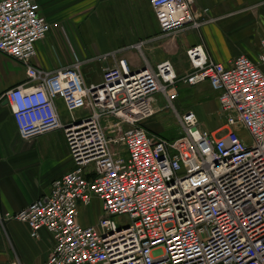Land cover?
<instances>
[{"label":"built area","instance_id":"built-area-1","mask_svg":"<svg viewBox=\"0 0 264 264\" xmlns=\"http://www.w3.org/2000/svg\"><path fill=\"white\" fill-rule=\"evenodd\" d=\"M38 1L0 0V52L26 75L0 98L23 140L62 130L73 168L52 181L49 194L0 213V223L23 222L34 238L46 229L53 247L43 264H264V53L225 65L196 45L185 51L190 70L182 77L169 60L132 70L113 53L103 57L115 59L101 81L86 84L78 58L52 71L31 64L35 44L60 27ZM199 1L150 5L161 32L171 34L212 21ZM205 82L218 92L223 120L212 132L194 111L180 115L173 105L178 83ZM157 94L182 128L173 142L142 125L159 110ZM94 198L101 217L83 227L79 207Z\"/></svg>","mask_w":264,"mask_h":264},{"label":"crops","instance_id":"crops-1","mask_svg":"<svg viewBox=\"0 0 264 264\" xmlns=\"http://www.w3.org/2000/svg\"><path fill=\"white\" fill-rule=\"evenodd\" d=\"M37 5L49 22L60 27L35 44L36 56L31 64L52 71L78 58L86 84L101 81L102 69L115 59L103 57L113 53L116 58H126L132 70L155 69L158 63L169 60L178 77L190 70L185 51L196 45H202L208 55L225 65L239 54L255 62L264 53V0H201L199 8H208L206 17L212 21L199 29L186 27L171 34L161 32L150 0H39ZM87 66L90 68L85 73L82 68ZM260 68L264 72V63ZM24 71L22 64L0 52V97L26 81ZM199 85L214 93L202 100L204 108L199 104L200 114L220 122L218 92L207 82ZM184 88L190 87L177 84L178 96L173 103L180 115L195 108L178 101ZM155 98L159 110L142 125L158 134L155 118L166 109L167 102L160 94ZM3 102L0 98V213L4 215L49 194L52 181L71 170L73 164L62 130L23 140L9 106ZM56 105L61 120L68 121L70 116L62 100L57 99ZM201 128L213 131L207 125ZM94 208L96 217L90 219ZM101 212V202L94 198L89 205H80L78 221L83 227L95 224ZM52 241L46 229L41 228L34 238L27 224L4 221L0 223V264H43L51 253Z\"/></svg>","mask_w":264,"mask_h":264},{"label":"rangeland","instance_id":"rangeland-1","mask_svg":"<svg viewBox=\"0 0 264 264\" xmlns=\"http://www.w3.org/2000/svg\"><path fill=\"white\" fill-rule=\"evenodd\" d=\"M88 68L90 67H84L82 68L84 72L86 73ZM89 76L92 75V73H88ZM180 97H179V102L187 104V105H195L194 111L198 114L200 126H208L210 127L211 130L217 131L218 129L222 128L223 125V120L222 118L220 119V122L213 116H210L211 118L206 119L204 115L200 114L199 110L201 111V107H199V104H203L204 101H202L204 98L207 99L208 97H212L214 93L211 92V90L204 85H198V86H193L190 88H184L182 91H180ZM159 95V94H157ZM206 102V100H205ZM204 105H202L203 107ZM204 108V107H203ZM81 113V111L76 112V114ZM70 116V115H69ZM176 115L171 109H163L161 110L157 116H156V122L157 126L159 127L160 131L158 132L159 135L165 137L169 141H174L177 140L178 138L181 137L183 131L177 118H175ZM246 140H249V137L247 136L245 131H242L241 134ZM96 208L90 210L91 216L90 219H94L96 217ZM114 220L119 224L121 222V218L115 217Z\"/></svg>","mask_w":264,"mask_h":264},{"label":"water","instance_id":"water-1","mask_svg":"<svg viewBox=\"0 0 264 264\" xmlns=\"http://www.w3.org/2000/svg\"><path fill=\"white\" fill-rule=\"evenodd\" d=\"M4 104H7V101L6 100H4V102H3Z\"/></svg>","mask_w":264,"mask_h":264}]
</instances>
